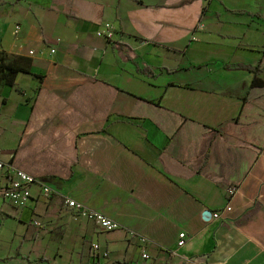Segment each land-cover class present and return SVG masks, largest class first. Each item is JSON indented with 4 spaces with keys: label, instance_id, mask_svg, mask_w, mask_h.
<instances>
[{
    "label": "crops",
    "instance_id": "crops-1",
    "mask_svg": "<svg viewBox=\"0 0 264 264\" xmlns=\"http://www.w3.org/2000/svg\"><path fill=\"white\" fill-rule=\"evenodd\" d=\"M0 56L30 70L0 83V161L37 179L15 208L0 169V263L46 262L41 240L85 264H264V0H0ZM64 197L122 228L100 240Z\"/></svg>",
    "mask_w": 264,
    "mask_h": 264
},
{
    "label": "built area",
    "instance_id": "built-area-1",
    "mask_svg": "<svg viewBox=\"0 0 264 264\" xmlns=\"http://www.w3.org/2000/svg\"><path fill=\"white\" fill-rule=\"evenodd\" d=\"M97 36H103L106 39H111L113 35L115 34V29L112 27L110 23H105L103 25V29L101 31H98ZM53 52V49L51 50ZM29 53L33 54V51L29 50ZM1 151V149H0ZM0 169L7 172L9 177L8 183L5 185V187L2 189L1 196L2 198L10 203L12 207L15 208H21L25 206L29 199H30V193L31 189L30 186L37 182V179L28 174L26 171L18 170L13 167L9 163L1 162L0 161ZM41 196L43 198H48L52 194H55L57 190L52 187L51 185L47 183H41ZM228 196L231 197L235 193V187L231 186L227 189ZM64 205L74 210V212L85 219L90 220L93 222L98 229L102 231H114L119 228H122V224L114 219H111L109 217H106L103 213L96 210H91L89 207L85 206L83 203L74 200V198L71 197H64L63 199ZM231 210V205L227 203V205L224 208L225 212H228ZM222 212L215 211L211 212V216L213 217H220ZM34 224L39 225L40 222L38 220L34 221ZM142 242H145V238L140 239ZM187 241V235L184 231H180L177 235V245L183 246L185 242ZM93 251L98 250V245L93 244L92 245ZM103 255L105 257L108 256L107 252H103ZM141 257L143 260L149 259V254L146 251H142ZM176 264H205L204 262H201L199 260H196L194 258L188 257L184 258L181 262H178Z\"/></svg>",
    "mask_w": 264,
    "mask_h": 264
},
{
    "label": "rangeland",
    "instance_id": "rangeland-1",
    "mask_svg": "<svg viewBox=\"0 0 264 264\" xmlns=\"http://www.w3.org/2000/svg\"><path fill=\"white\" fill-rule=\"evenodd\" d=\"M79 217H81V216H79ZM110 236H112L111 231L103 232V233L99 234L100 240H101V238H105V237L108 238ZM94 244H97V243H94ZM143 245H145V243H143ZM30 246H33V249H32L33 252H35L36 254H39V256H41V257L45 256L48 259L46 262L38 263V264H72V263L73 264H85V261L83 259L80 262L75 260L78 257L73 253L72 250H66L65 254L63 256V259H61V260L59 258L53 259L54 251L52 250L53 249L52 243H49V244L41 243V240H38L37 242H34L33 244H29L27 247H30ZM7 259H8V256H6L5 258H1L0 261H4ZM15 263L16 264H29L28 262L21 260V259H15ZM0 264H3V262H1Z\"/></svg>",
    "mask_w": 264,
    "mask_h": 264
},
{
    "label": "trees",
    "instance_id": "trees-1",
    "mask_svg": "<svg viewBox=\"0 0 264 264\" xmlns=\"http://www.w3.org/2000/svg\"><path fill=\"white\" fill-rule=\"evenodd\" d=\"M2 56H0V83L5 82L9 84H13L15 80V76L19 72H30L29 67L20 65L18 63L12 62H5ZM249 69L254 71V73H258L261 71L259 65H251L248 66ZM255 81H253L254 83ZM256 83V82H255Z\"/></svg>",
    "mask_w": 264,
    "mask_h": 264
},
{
    "label": "water",
    "instance_id": "water-1",
    "mask_svg": "<svg viewBox=\"0 0 264 264\" xmlns=\"http://www.w3.org/2000/svg\"><path fill=\"white\" fill-rule=\"evenodd\" d=\"M209 213H211V211H209Z\"/></svg>",
    "mask_w": 264,
    "mask_h": 264
}]
</instances>
